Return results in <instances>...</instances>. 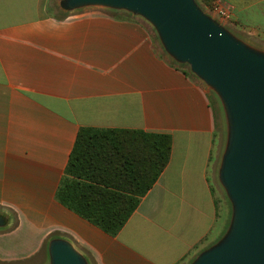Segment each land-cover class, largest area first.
Listing matches in <instances>:
<instances>
[{"label":"crops","instance_id":"1","mask_svg":"<svg viewBox=\"0 0 264 264\" xmlns=\"http://www.w3.org/2000/svg\"><path fill=\"white\" fill-rule=\"evenodd\" d=\"M235 32L264 44V0H223ZM54 0H0V264H48L54 238L90 264H191L225 233L210 181L209 90L127 12L60 18ZM228 23V24H229ZM82 128L168 134V166L112 237L56 198Z\"/></svg>","mask_w":264,"mask_h":264},{"label":"water","instance_id":"2","mask_svg":"<svg viewBox=\"0 0 264 264\" xmlns=\"http://www.w3.org/2000/svg\"><path fill=\"white\" fill-rule=\"evenodd\" d=\"M65 14L89 8L127 12L148 22L165 53L218 97L227 142L219 181L230 224L191 264H264V50L236 36L197 0H59ZM10 218L0 212V229ZM48 264H90L67 239L48 245Z\"/></svg>","mask_w":264,"mask_h":264},{"label":"trees","instance_id":"3","mask_svg":"<svg viewBox=\"0 0 264 264\" xmlns=\"http://www.w3.org/2000/svg\"><path fill=\"white\" fill-rule=\"evenodd\" d=\"M215 1L200 0L199 3L206 8L210 5L212 10ZM67 16L63 12L59 15L60 18ZM187 74L191 75L189 69ZM172 144L168 134L82 128L56 198L116 237L168 166Z\"/></svg>","mask_w":264,"mask_h":264},{"label":"rangeland","instance_id":"4","mask_svg":"<svg viewBox=\"0 0 264 264\" xmlns=\"http://www.w3.org/2000/svg\"><path fill=\"white\" fill-rule=\"evenodd\" d=\"M58 1L59 0H54V6L57 9L56 13H58V15H60L61 10L59 9ZM197 1L199 3L200 0H197ZM200 5L203 7V9L208 14H210L211 16L218 19L217 16L212 12V10H210V8H209L210 5H208L207 8L204 6V4H200ZM225 25H226L227 29L232 31L239 38L243 39L244 41H246L247 43L251 44L252 46H254L256 48L264 50V44L255 43V42L251 41V39L249 37L235 32L230 23L225 24ZM186 68L189 69V71H190V68L188 66H186ZM209 94H210V98L213 101L214 110H215V114H216V133H215L216 143H215V149H214V155H213V162L210 166L209 174H210V181H211V184H212L213 189H214V193L218 197L219 201L223 203V206L225 207V210H226V217H227L226 230H227V228L230 224L231 216H232V207H231V204L227 198L226 192L223 189V187L221 186L220 181H219V167H220L221 158L223 156V153H224V150L226 147V142H227V126H226V119H225L224 111H223L222 105L220 103V100L214 94L213 91L209 90Z\"/></svg>","mask_w":264,"mask_h":264},{"label":"built area","instance_id":"5","mask_svg":"<svg viewBox=\"0 0 264 264\" xmlns=\"http://www.w3.org/2000/svg\"><path fill=\"white\" fill-rule=\"evenodd\" d=\"M212 12L223 24H228L233 16L232 7L223 0H216Z\"/></svg>","mask_w":264,"mask_h":264}]
</instances>
